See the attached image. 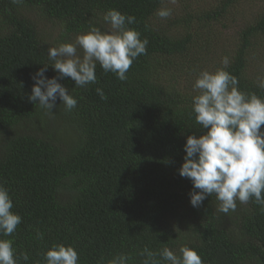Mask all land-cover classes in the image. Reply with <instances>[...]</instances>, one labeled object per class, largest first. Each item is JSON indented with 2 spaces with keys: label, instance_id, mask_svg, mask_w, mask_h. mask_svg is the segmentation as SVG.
Returning a JSON list of instances; mask_svg holds the SVG:
<instances>
[{
  "label": "trees",
  "instance_id": "obj_1",
  "mask_svg": "<svg viewBox=\"0 0 264 264\" xmlns=\"http://www.w3.org/2000/svg\"><path fill=\"white\" fill-rule=\"evenodd\" d=\"M169 2L0 0V184L22 217L0 238L29 256L18 264H46L54 244L74 246L79 264H109L122 253L128 264H143L145 247L179 255L182 246L203 264H264L261 206L237 200L235 211L223 213L213 195L193 207V184L179 175L187 137L207 131L192 110L201 71L215 72L227 56L239 90L264 98V0ZM162 7L172 15L157 16ZM110 9L135 16L130 27L149 41L127 80L98 64L96 84L58 80L78 101L71 111L59 99L55 115L31 102L33 76L44 65L47 78L57 76L48 48L90 25L105 31Z\"/></svg>",
  "mask_w": 264,
  "mask_h": 264
},
{
  "label": "clouds",
  "instance_id": "obj_2",
  "mask_svg": "<svg viewBox=\"0 0 264 264\" xmlns=\"http://www.w3.org/2000/svg\"><path fill=\"white\" fill-rule=\"evenodd\" d=\"M12 3L20 4L23 0ZM156 15L166 19L172 15V9L162 7ZM103 21L110 25L108 31L90 25L88 32L78 35L74 42L48 48V59L57 76L47 78L49 66L44 65L33 76L31 102L55 115L53 109L59 99L71 111L78 101L58 80L70 77L75 88L96 84L98 64L105 73L115 74L122 82L127 80L126 73L136 59L146 54L149 41L141 39V33L130 27L136 23L135 16L110 9ZM229 64L225 56L223 67L215 72L201 71L193 85L199 92L192 99L195 121L207 131L199 137H187L179 175L193 184V207H200L205 199L215 195L223 213L235 211L237 200H254L264 211V98L240 91L238 78L226 71ZM259 86L264 88V81ZM96 92L101 99H107L102 88ZM13 208L9 189L0 184V237L11 236L22 223V217ZM36 237L43 239L44 234L38 231ZM140 255L145 257L143 264H203L197 251L188 246L180 247L179 255L169 247L159 251L145 247ZM130 259L122 253L109 264H128ZM20 260L27 262L29 256H18L13 241L0 238V264H18ZM44 260L46 264H79V254L74 246L54 244L44 254Z\"/></svg>",
  "mask_w": 264,
  "mask_h": 264
},
{
  "label": "rangeland",
  "instance_id": "obj_3",
  "mask_svg": "<svg viewBox=\"0 0 264 264\" xmlns=\"http://www.w3.org/2000/svg\"><path fill=\"white\" fill-rule=\"evenodd\" d=\"M169 4H174V3L169 2ZM246 5H247V3H246ZM250 5H253V6L255 5L256 8H259V7L262 5V2H261V1H255L254 4L251 3ZM109 29H110V26L106 27L105 31H108ZM75 39H76V37L73 38V39H71L70 41H68V43H70V42H74ZM80 54L82 55V50H81Z\"/></svg>",
  "mask_w": 264,
  "mask_h": 264
}]
</instances>
